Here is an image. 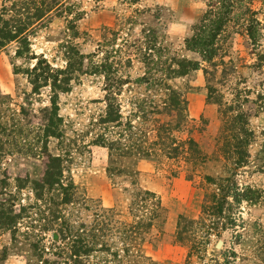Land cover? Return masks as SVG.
I'll list each match as a JSON object with an SVG mask.
<instances>
[{"label": "rangeland", "instance_id": "1", "mask_svg": "<svg viewBox=\"0 0 264 264\" xmlns=\"http://www.w3.org/2000/svg\"><path fill=\"white\" fill-rule=\"evenodd\" d=\"M21 1L0 0V27L19 25ZM227 9L205 63L185 42ZM25 35L0 49V264H74L52 214L72 232L102 210L144 224L153 200L131 203L145 192L161 217L128 254L113 225L109 252L77 264H264V0H59ZM52 158L69 204L41 187Z\"/></svg>", "mask_w": 264, "mask_h": 264}, {"label": "trees", "instance_id": "2", "mask_svg": "<svg viewBox=\"0 0 264 264\" xmlns=\"http://www.w3.org/2000/svg\"><path fill=\"white\" fill-rule=\"evenodd\" d=\"M4 1H10V0H4ZM59 0H22L19 3L20 9L23 10V16L20 15V13H16V19H19L21 21L19 25H15L14 29L12 27H8L7 22L3 23V27H0V49L5 46V43L11 42V41H20L22 48H25V46L28 44V37L25 35V31L28 30L29 25L33 24L34 18L42 19L44 15L47 13H50L55 9L57 6ZM14 8L16 7V4H12ZM4 12L6 9H3ZM229 13L228 9L225 12L216 14L217 16L212 20H207L201 22L200 26L196 29L193 34V36L190 39H187L185 42V46L188 51L198 53L201 56V59L205 63H212L214 58L217 56L218 48H217V38L221 34L222 30L224 29L228 19L225 15ZM211 12L207 13L206 17H209ZM20 44V43H19ZM25 49L21 51L20 49L17 50L16 54L17 56L21 57L25 53ZM182 67L179 66L181 69V72L183 74H187L189 71H198L200 70V67L197 63L191 64V63H182ZM188 68V69H187ZM187 69V70H185ZM170 72V70H169ZM57 106L56 102H52V115L57 116ZM119 114L118 110L115 109L114 105L108 106L107 114L105 117V121L103 123H110L113 121H118ZM54 126L49 125V127L46 128L44 137L50 138V136H53L55 133L53 132ZM109 149L112 150V144L109 145ZM243 161L240 159L239 163L241 164ZM62 178V167L60 164V161L58 158H52L48 165V170L45 175V179L42 184V188L49 187L54 188L57 186L58 189L62 191V202L61 205L69 204L71 203L73 199V186H67L63 187L61 183ZM38 185V184H36ZM139 197L144 196V198L139 199L137 196H133V204L131 203V211L133 207L138 203V200L140 203H144L147 198L152 199L153 201L150 203L152 211H150V218L146 223L143 224V222L139 221L138 223H132V224H124L120 223L118 221L113 220V215H111V212L102 210L103 215H96L98 217L97 221H94V224L92 225L90 231L88 233L81 231L72 232V228L69 223H67L63 216H61V213H54L52 214V217L56 219L55 223L60 221V227H59V236L62 241L69 239L71 241V256L69 258V261L74 262V264H77L81 258H87V256L95 251V246L99 245V247L104 252L107 251L108 247L106 243H102V239L107 237L109 234H112L113 229H115V226L113 225H119L118 228L122 227V241L124 245V253L128 254V250L125 248H128L127 242L133 240H139L141 239L142 234H145L147 231H149L153 227L154 221L158 220L161 217V205L158 202V199L155 194L150 192H145L143 195L138 194ZM57 211V210H56ZM10 212V211H9ZM8 212V213H9ZM11 215V212H10ZM9 217V216H8ZM6 217L5 220L7 221L6 226L11 223V219ZM134 218V216H133ZM1 220V219H0ZM182 222V221H181ZM179 222L177 226V236L179 240H183L181 238L182 234L184 233V230H182V223ZM81 228V226H80ZM83 228V226H82ZM80 234H84V236L81 237ZM62 235V236H61ZM56 241L58 240V237H53ZM126 242V243H125ZM34 248H37L34 245ZM59 258H63L65 254L59 253ZM78 260V261H76ZM68 263V262H67ZM65 262V264H67ZM58 264V262L54 263Z\"/></svg>", "mask_w": 264, "mask_h": 264}]
</instances>
